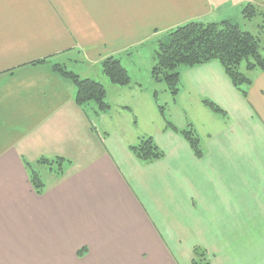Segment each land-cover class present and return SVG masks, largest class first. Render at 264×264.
Masks as SVG:
<instances>
[{
  "label": "crops",
  "instance_id": "obj_1",
  "mask_svg": "<svg viewBox=\"0 0 264 264\" xmlns=\"http://www.w3.org/2000/svg\"><path fill=\"white\" fill-rule=\"evenodd\" d=\"M247 4L264 11V0H0V264H191L195 247L210 264H264V73L245 72L243 98L215 62L185 72L194 98L181 104L183 128L198 134L200 159L179 134L127 120L144 60L153 82L156 38L233 23ZM108 57L128 87L101 73ZM54 64L102 84L110 109L84 114ZM148 136L164 155L144 164L129 146ZM42 157L68 163L60 178L37 168V195L25 163Z\"/></svg>",
  "mask_w": 264,
  "mask_h": 264
},
{
  "label": "trees",
  "instance_id": "obj_2",
  "mask_svg": "<svg viewBox=\"0 0 264 264\" xmlns=\"http://www.w3.org/2000/svg\"><path fill=\"white\" fill-rule=\"evenodd\" d=\"M241 13L247 20L261 15L260 10L252 4L244 6ZM154 47L151 79L155 83H163L173 98L179 94L180 75L176 69L181 66L192 69L211 62L217 63L243 98L246 97L247 88L252 82L240 70L241 64L244 63L245 72L264 73V48L261 47L259 38L227 20L218 23L188 22L156 38ZM46 62L47 59H42L32 62L31 65ZM100 69L110 84L117 87L130 85L128 72L118 58L103 59ZM51 70L72 82L75 87L74 102L84 114H87L89 109H92L95 115L104 114L110 109L106 101V90L99 82L80 78L59 64L51 65ZM153 96L155 99L156 94L154 93ZM201 103L209 111L225 115L224 111L212 101L203 99ZM158 109L163 114V108L159 106ZM164 121L163 132L171 130L179 134L187 142L194 157L200 159L203 156L200 138L191 126L178 129L171 122L165 119ZM129 151L144 164L156 162L164 155L150 136L140 138L136 144L129 146ZM66 163L68 161L60 157L53 159L42 157L33 164L25 163L28 180L34 192L41 195L45 188L37 168L46 167L56 178H60ZM191 264H210L206 251L199 247L193 248Z\"/></svg>",
  "mask_w": 264,
  "mask_h": 264
},
{
  "label": "rangeland",
  "instance_id": "obj_3",
  "mask_svg": "<svg viewBox=\"0 0 264 264\" xmlns=\"http://www.w3.org/2000/svg\"><path fill=\"white\" fill-rule=\"evenodd\" d=\"M260 12L261 15L255 17L252 20L244 19L242 14L236 15V13H232V11L229 15L233 20V24H236L241 30L249 32L253 36L258 37L261 47L264 48V11ZM143 62L144 64H140L141 71L140 75L138 76L141 80L139 84L142 86V94H139L141 96L137 98V102L134 100L130 101V106L128 107L132 111L130 114L131 116L127 114L130 117H127V120H132V122L137 123L139 129L141 130L146 129L148 134H150L149 132H153L154 134L163 132V128L165 126L164 119L171 122L173 125L178 126L179 128L185 127V116L182 112L181 104L182 102H188V100L194 98L193 96L189 97L186 93L187 86L190 84L185 72L189 69L182 66L176 69L180 75V90L178 96L173 98L163 83H151L150 79H148L146 75H141L143 69L148 66L147 60H144ZM240 70L245 73L244 63L241 64ZM154 93L156 94L155 99L153 96ZM192 100L193 99H191L189 102H192ZM159 106L163 108V114L160 113V110L158 109ZM111 113L115 116L126 115L125 112L124 114L122 113L115 103H112ZM115 116H113L114 119H116ZM121 116L118 118H121V121L123 122L124 117Z\"/></svg>",
  "mask_w": 264,
  "mask_h": 264
}]
</instances>
